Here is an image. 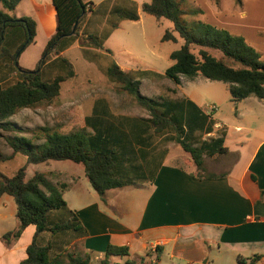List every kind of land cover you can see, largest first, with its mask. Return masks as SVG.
Returning a JSON list of instances; mask_svg holds the SVG:
<instances>
[{
	"label": "trees",
	"instance_id": "16d2710c",
	"mask_svg": "<svg viewBox=\"0 0 264 264\" xmlns=\"http://www.w3.org/2000/svg\"><path fill=\"white\" fill-rule=\"evenodd\" d=\"M21 1L0 0V129L21 132L22 129L10 121L12 116L26 108L50 105L60 96L63 83L76 76L73 63L63 52L78 41H81L86 60L97 62L91 56V50L102 52L100 57H109L103 73L149 115L140 122H127L133 118L115 115L105 100H99L93 105L91 115L81 120L79 130L65 133L39 127L31 137L15 135L7 138L12 148L7 158L20 154L26 158V163L11 176L0 174V197L6 194L14 199L18 223L14 230L2 235L4 244L10 246L33 225L32 241L25 250L26 257L19 264H93L90 253L80 254L72 248L73 242L87 233L76 211L63 199L66 185L53 184L44 173L27 178L28 166L51 161L81 165L91 188L105 201L109 190L136 184L123 167L132 165L133 157L146 159L150 156L146 145L152 143H147L145 136L151 133L165 136V143L178 144L201 171L205 156L213 158L228 152L225 133L220 131L217 138L203 140L204 134L212 132L216 124L209 115L194 116L182 101L148 98L140 93L136 79L165 77L179 86L182 77L190 81L200 77L225 84L235 104L249 97L264 100V58L242 36L199 20L187 25L185 16L196 17L201 12L187 8L186 0H149L141 7L124 0L123 5L113 6L107 13L105 21L109 28L103 36L83 29L89 12L93 11L92 2L51 0L56 12L55 33L45 45L36 68L26 70L20 67L19 56L34 42L37 24L31 17L9 15ZM235 1L242 5V0ZM100 7L99 13H102ZM139 9L158 21L164 19L172 23V29L163 33L162 42L181 41L180 47L171 52L172 65L164 74L148 70L125 71L111 58V51L103 47V40L118 29L120 22L140 19ZM211 51L219 52L222 58H217ZM188 105L198 109L190 101ZM88 129L92 133L87 132ZM41 140L42 144H35ZM132 167L131 172L142 174L139 166L133 164ZM261 196L264 199V191ZM156 255L157 262L160 252ZM114 256H129V248L108 245L99 264H119L111 261ZM260 259V255H253L247 259L239 258L238 262L257 264ZM122 264L144 263L127 259Z\"/></svg>",
	"mask_w": 264,
	"mask_h": 264
},
{
	"label": "crops",
	"instance_id": "0c3cea01",
	"mask_svg": "<svg viewBox=\"0 0 264 264\" xmlns=\"http://www.w3.org/2000/svg\"><path fill=\"white\" fill-rule=\"evenodd\" d=\"M83 1L92 2L93 0ZM102 2L103 0L96 4L92 2L93 11L89 12L83 29L90 30L91 26L97 29L104 24V20L99 17L100 13L94 15ZM250 2V0H242V22L250 18L249 14L252 17L261 18L258 13H264L263 6L248 8L247 5ZM33 3L36 12L31 18L37 24L36 37L40 29L47 30L45 36L47 44L56 29L54 6L51 0H33ZM207 10L204 11V16L209 19L211 13L213 15L221 9L212 11L208 6ZM9 15L12 16L10 12ZM16 18H21V16ZM140 20L141 15L138 21ZM244 26L246 31L241 26L239 27L242 31L240 36L258 50L264 58V32L259 29H249L247 25ZM73 47L64 51L63 55ZM115 62L123 70L132 71L120 65L116 60ZM184 79L186 80L183 77L180 79L181 84L176 85L177 88H170L171 91L175 90V93H159L151 99L165 97L173 101H182L194 116L201 117L206 113L198 103V94L192 88L203 81H199V78L192 81H184ZM183 88L191 89V94L187 95ZM253 98H246L239 104L254 100ZM255 100L253 101L255 103L250 104L264 106L259 99ZM189 101L194 103L198 109L189 106ZM106 102L115 115L133 118L128 119L127 122H140L141 119L149 118V115L133 116L115 113L109 102ZM91 113L92 109L85 117L90 116ZM215 123L212 132L204 134L202 139L217 138L222 131L225 133V146L228 152L213 158L205 156L204 169L201 171L182 148L178 153L172 154L165 146V136L148 133L145 137L148 139L147 143H152L146 145L150 156L146 159L133 157L131 159L135 160L132 165L123 167L128 170L130 179H134L136 184L109 190L105 201L91 188L86 176L87 185L85 186L77 184L76 176L72 177L68 174V184L61 181L54 182V184H65L64 192L74 185L78 193L76 206L72 207L68 203L67 205L76 211L87 234L75 240L72 248L78 244L80 251L77 250V252L90 253L93 264H99L108 245L129 248V256L111 257L113 263L119 264L127 259L148 264L153 258L155 260L152 264H161L166 256L170 264H215L216 261L223 262L219 264H240L239 258L247 259L253 255H260L261 259L257 264H264V199L261 196V192L264 191V137L244 159L242 169L237 171L236 165L243 156L239 150L231 151L227 145L229 131L226 128L228 126L224 122L215 121ZM234 129L241 137L239 145L237 144L238 149H248L251 142L249 132L256 131V129L246 123L234 124ZM87 132L92 133L90 129ZM236 152L238 160L233 162L225 160ZM133 164L141 168L142 174L131 172ZM132 175L135 177L132 178ZM152 176L153 180H151ZM70 178L73 179L70 180ZM117 190L123 193H117V196L111 197V194H115ZM136 204L139 206L138 209H136ZM15 214L14 199L6 194L1 196L0 264H19L26 257L25 250L31 243L35 232V227L30 225L17 240L13 241L10 246H6L2 241V235L16 228L18 223ZM157 247L159 251L156 250ZM158 252H160V259L156 262Z\"/></svg>",
	"mask_w": 264,
	"mask_h": 264
},
{
	"label": "rangeland",
	"instance_id": "374dc122",
	"mask_svg": "<svg viewBox=\"0 0 264 264\" xmlns=\"http://www.w3.org/2000/svg\"><path fill=\"white\" fill-rule=\"evenodd\" d=\"M101 0H93L94 4ZM124 0H103L100 13L104 24L95 29L91 26L90 32L103 36V32L109 28L106 19L107 13L113 6L123 5ZM139 7L142 4L148 3L149 0H132ZM248 8L264 7V0H250ZM185 6L191 9H199L201 12L196 17L185 16L184 21L187 25H192L197 19L217 28L224 29L231 34H241L240 26L246 31L247 25L249 29L261 30L264 32V13H258L259 17H252L242 22L241 20V5H238L235 0H186ZM208 6L212 11L220 10L212 15L209 19L205 17L204 11H208ZM1 7V4H0ZM36 8L33 0H23L18 8L10 12L12 16H35ZM100 12L95 11L94 15ZM225 12V13H224ZM209 13V12H208ZM141 15L140 21H122L119 23L118 29L114 30L111 35L103 40L105 49L111 51V58L117 61L120 65L128 67L132 71H153L159 74H164L165 70L172 65L169 59L171 52L177 50L181 41L178 43L162 42L161 37L167 29H172V23L162 19L158 21L155 17L147 15L139 9ZM47 30L40 29L39 35L32 44H30L19 56V65L23 69L33 70L42 58V52L45 48V36ZM73 48L65 53V56L70 59L74 65L76 76L67 80L62 85L60 96L52 103L41 105L35 108H26L10 118V121L17 127L21 128V132H9L0 129V174L11 176L19 168L26 163V158L18 154L12 159L7 158L12 153V148L7 141V138L15 135L31 137L34 131L39 127H48L62 132H74L81 128V120L91 112L95 102L99 99H105L109 102L113 112L126 115L148 116L146 110L138 106L134 100L127 94L120 91L119 85L112 82L103 73L104 67L110 61L109 57H100L102 52L91 50V56L97 62L86 60L82 54L81 41H78ZM217 58H222L219 52L211 51ZM103 54V53H102ZM264 54V53H263ZM199 78V81L192 90L198 94L199 104L214 121L224 122L229 135L227 137V145L231 151L239 150L243 158L237 163V171L242 169L244 159L248 156L258 141L264 137V106L250 104L255 103L254 100L235 104L231 100V95L228 92L226 85L210 81L205 78ZM202 79V80H201ZM188 80V79H186ZM184 79V81H186ZM136 81L139 83L140 93L144 96L154 98L159 93L170 94V88H177L172 80L162 77H138ZM191 89L183 88L187 95H190ZM260 100V99H259ZM264 105V100H260ZM215 106L217 109L214 112L208 110L209 107ZM238 109V111H237ZM241 114V115H240ZM240 119V121H239ZM246 123L253 129L249 132L251 142L248 149L240 150V136L234 129V124ZM43 140L36 141L35 144H42ZM168 150L172 154L178 153L181 147L175 142L166 143ZM180 147V148H179ZM238 153H233L226 161L238 160ZM27 178H31L35 173H44L49 181L53 184L56 181L69 183L68 175L77 178L78 183L83 186L87 185V180L84 175V169L81 165L70 161H51L49 164L30 165L27 168ZM67 172V173H64ZM68 174V175H67ZM73 178H70V180ZM114 192V191H113ZM111 194V197L123 193L117 190ZM63 199L70 204L76 206L78 201V193L74 189V185L69 187V190L64 192ZM139 206L136 204V209ZM74 251L79 250L78 244L74 245ZM151 262L148 264H152ZM226 261V259H223ZM222 261H216L219 264ZM223 263V262H222ZM161 264H170L168 257L163 259ZM212 264V263H211Z\"/></svg>",
	"mask_w": 264,
	"mask_h": 264
},
{
	"label": "built area",
	"instance_id": "2783aa9c",
	"mask_svg": "<svg viewBox=\"0 0 264 264\" xmlns=\"http://www.w3.org/2000/svg\"><path fill=\"white\" fill-rule=\"evenodd\" d=\"M216 109H217V108H216L215 106H211V107L208 108V110L211 111V112L216 111Z\"/></svg>",
	"mask_w": 264,
	"mask_h": 264
}]
</instances>
